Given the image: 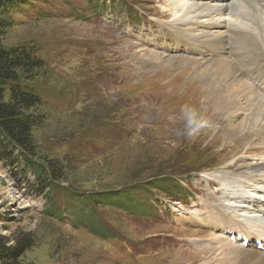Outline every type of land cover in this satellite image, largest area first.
Instances as JSON below:
<instances>
[{
	"label": "rangeland",
	"instance_id": "1",
	"mask_svg": "<svg viewBox=\"0 0 264 264\" xmlns=\"http://www.w3.org/2000/svg\"><path fill=\"white\" fill-rule=\"evenodd\" d=\"M202 3L214 5L39 0L15 14L3 43L31 44L45 62L33 82L43 116L32 128L34 160L62 176L50 177L40 192L31 169L0 160V241L12 245L21 235L33 241L19 262L223 264L231 258L239 264L241 250L264 254V233L254 221L264 214V171L256 181L226 175L234 174L226 170L230 158L244 155L253 165L264 160L253 150L257 144L236 137L225 145L222 133L210 128L190 138L180 110L174 111V85L181 95L188 84L174 77L189 66L181 62L191 56L186 51L197 49L180 40L189 26L174 30L182 19H191L194 31L196 23L211 30L229 22L257 35L226 12H194ZM263 18L264 12V25ZM152 53H172L176 70L152 66ZM170 90L172 97L157 98ZM190 105L199 109L197 102ZM241 121L239 116L232 124Z\"/></svg>",
	"mask_w": 264,
	"mask_h": 264
},
{
	"label": "bare ground",
	"instance_id": "2",
	"mask_svg": "<svg viewBox=\"0 0 264 264\" xmlns=\"http://www.w3.org/2000/svg\"><path fill=\"white\" fill-rule=\"evenodd\" d=\"M212 1L213 6L210 5L211 3H202V7H197L194 12L200 11V14H203L209 11L213 17L226 12L237 19L245 20L252 29L256 30L257 35L246 29L233 27L229 22L221 24L218 22L211 30L206 24H202L205 28L198 29L199 25L196 23L195 28L198 33L194 34L196 30H192L194 23L191 19L187 17L182 19L174 30L182 32L180 26H189L190 29L186 33H180V40H188L190 44L197 46V49L186 51L185 54L191 56H185L181 62L189 66H185L183 68L185 70L181 69L174 77V80L188 83L185 85V92L181 95L177 84L174 85L176 94L178 93V97L174 98L179 102L174 105V111L179 112L184 104L197 102L201 114L207 109L204 118H208L209 128L214 129L218 136L222 133L225 145L227 142L231 143L233 138L239 137L243 144L251 146L256 143L258 146L255 145L254 147L257 148L253 147V150L264 158V25L262 24L264 6L259 4L260 0ZM243 2L248 3V7ZM172 29L169 28V36L174 38L176 36L172 35ZM194 35L198 36L194 37ZM152 56L149 59L152 66L165 67L170 72L176 70L172 53H168L164 58L157 53ZM165 85L168 86L163 84V88ZM197 92L200 94L198 95ZM174 94V90H170L162 91L156 96L160 98L162 95L163 98H160L162 101L166 100L165 97H172ZM239 116L244 122H238L234 126L232 120ZM169 120L172 121L166 117L162 122L168 126ZM209 128L203 131L207 132ZM243 156L230 158L229 165L232 167H227L226 170L234 174L227 172L226 175H245L251 181L258 180L257 176L264 171V160L253 165L246 163ZM262 210L264 211V207ZM254 214L261 213L257 211ZM254 221L257 222L255 226L264 233V214L254 218ZM237 255L239 264H264V254L255 250H241ZM223 264H234V260L227 258Z\"/></svg>",
	"mask_w": 264,
	"mask_h": 264
},
{
	"label": "trees",
	"instance_id": "3",
	"mask_svg": "<svg viewBox=\"0 0 264 264\" xmlns=\"http://www.w3.org/2000/svg\"><path fill=\"white\" fill-rule=\"evenodd\" d=\"M35 1L39 0H0V160L9 168L18 167L21 162L23 169H31L41 183L38 191L43 192L50 177H62L57 167L34 160L32 128L41 124L43 116L38 112L42 98L33 82L45 62L31 44L7 46L3 43L5 33L15 23V14ZM94 196L106 197L103 193ZM32 244L26 235L16 236L12 245L0 241V261L23 264L18 257Z\"/></svg>",
	"mask_w": 264,
	"mask_h": 264
},
{
	"label": "clouds",
	"instance_id": "4",
	"mask_svg": "<svg viewBox=\"0 0 264 264\" xmlns=\"http://www.w3.org/2000/svg\"><path fill=\"white\" fill-rule=\"evenodd\" d=\"M180 118L184 123L185 134L196 137L201 130L209 128V121L203 117L198 109L190 104H184L180 109Z\"/></svg>",
	"mask_w": 264,
	"mask_h": 264
}]
</instances>
